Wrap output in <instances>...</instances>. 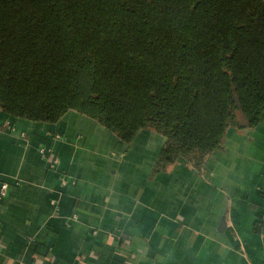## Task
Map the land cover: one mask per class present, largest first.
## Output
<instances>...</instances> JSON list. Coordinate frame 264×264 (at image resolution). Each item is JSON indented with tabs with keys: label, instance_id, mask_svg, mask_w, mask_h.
<instances>
[{
	"label": "trees",
	"instance_id": "obj_1",
	"mask_svg": "<svg viewBox=\"0 0 264 264\" xmlns=\"http://www.w3.org/2000/svg\"><path fill=\"white\" fill-rule=\"evenodd\" d=\"M0 110L152 130L156 171L202 172L229 128L264 121V0H0Z\"/></svg>",
	"mask_w": 264,
	"mask_h": 264
},
{
	"label": "crops",
	"instance_id": "obj_2",
	"mask_svg": "<svg viewBox=\"0 0 264 264\" xmlns=\"http://www.w3.org/2000/svg\"><path fill=\"white\" fill-rule=\"evenodd\" d=\"M2 117L0 264H264V121L229 128L200 172L156 171L152 130L125 142L76 110Z\"/></svg>",
	"mask_w": 264,
	"mask_h": 264
},
{
	"label": "built area",
	"instance_id": "obj_3",
	"mask_svg": "<svg viewBox=\"0 0 264 264\" xmlns=\"http://www.w3.org/2000/svg\"><path fill=\"white\" fill-rule=\"evenodd\" d=\"M41 151L43 153L44 156L50 155L52 153V149L51 148H46V147H42ZM59 157L58 156H53V163L55 165H57L59 163ZM64 181L66 182V177H64ZM9 190V184L7 183H3L0 186V198L4 197Z\"/></svg>",
	"mask_w": 264,
	"mask_h": 264
}]
</instances>
